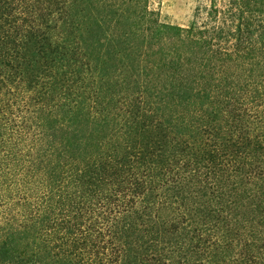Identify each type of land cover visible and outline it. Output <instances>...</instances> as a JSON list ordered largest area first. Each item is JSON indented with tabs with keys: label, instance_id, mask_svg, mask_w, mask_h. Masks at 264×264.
<instances>
[{
	"label": "trees",
	"instance_id": "trees-1",
	"mask_svg": "<svg viewBox=\"0 0 264 264\" xmlns=\"http://www.w3.org/2000/svg\"><path fill=\"white\" fill-rule=\"evenodd\" d=\"M0 264H264V0H0Z\"/></svg>",
	"mask_w": 264,
	"mask_h": 264
},
{
	"label": "rangeland",
	"instance_id": "rangeland-1",
	"mask_svg": "<svg viewBox=\"0 0 264 264\" xmlns=\"http://www.w3.org/2000/svg\"><path fill=\"white\" fill-rule=\"evenodd\" d=\"M200 0H151V6L160 13L165 23L189 26Z\"/></svg>",
	"mask_w": 264,
	"mask_h": 264
}]
</instances>
